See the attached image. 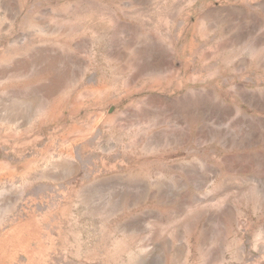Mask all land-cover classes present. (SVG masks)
Masks as SVG:
<instances>
[{
    "label": "rangeland",
    "instance_id": "rangeland-1",
    "mask_svg": "<svg viewBox=\"0 0 264 264\" xmlns=\"http://www.w3.org/2000/svg\"><path fill=\"white\" fill-rule=\"evenodd\" d=\"M0 264H264V0H0Z\"/></svg>",
    "mask_w": 264,
    "mask_h": 264
}]
</instances>
